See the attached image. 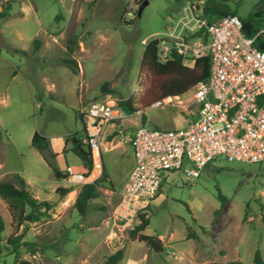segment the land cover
Here are the masks:
<instances>
[{"label": "rangeland", "instance_id": "obj_1", "mask_svg": "<svg viewBox=\"0 0 264 264\" xmlns=\"http://www.w3.org/2000/svg\"><path fill=\"white\" fill-rule=\"evenodd\" d=\"M203 1L9 0V14L0 16V180L12 176L5 168L20 171L22 161L44 175L34 168L40 161L26 149L30 129L46 136L48 146L43 152L57 169L82 172L69 137L73 132L83 137L78 111L91 99L118 95L132 97L135 104L148 80L138 68L145 41L178 32L182 21L191 26L194 17L201 16ZM213 1L240 17L262 2ZM179 97L187 102L189 94ZM187 121L183 109L169 104L149 105L115 120L99 140L104 169L94 175L100 168L95 163L90 179L85 180L97 178L96 195L82 216L73 206L82 183H71L66 177H54V186L49 184L38 194L51 202L47 213L16 230L0 197V264H15L14 251L6 241L10 232H22L19 241L25 244L17 247V257L32 264H103L118 248L121 256L113 264H209L228 259L250 264L255 249L264 260V163L218 156L193 178L180 170L164 172L156 195L144 210L148 222L140 230L161 239V252L128 237L136 216L127 226L112 224L115 189L131 164L129 134L137 125L167 129ZM115 143L121 146L106 148ZM56 186L70 189L59 195Z\"/></svg>", "mask_w": 264, "mask_h": 264}, {"label": "built area", "instance_id": "obj_2", "mask_svg": "<svg viewBox=\"0 0 264 264\" xmlns=\"http://www.w3.org/2000/svg\"><path fill=\"white\" fill-rule=\"evenodd\" d=\"M158 37L159 60L175 53L182 64L191 66L195 58L207 56L208 73L186 91L187 102L175 94L150 104L179 106L187 114L184 126L134 128L129 137L133 165L112 209L113 223L120 227L146 209L166 171L180 170L193 178L218 156L264 163V49L254 44V35L243 32L238 15L226 13L211 20L197 16L191 26L182 21L178 32ZM80 113L83 141L94 153L105 126L127 114L110 97L89 100ZM65 172L71 183L90 179L69 167Z\"/></svg>", "mask_w": 264, "mask_h": 264}, {"label": "trees", "instance_id": "obj_3", "mask_svg": "<svg viewBox=\"0 0 264 264\" xmlns=\"http://www.w3.org/2000/svg\"><path fill=\"white\" fill-rule=\"evenodd\" d=\"M9 2L2 5L0 9V16L5 17L8 14ZM201 16L208 19L207 16L218 14L223 15L226 13H234L233 10L221 5L220 2L215 3L213 0H204L199 7ZM260 11H252L245 16H238L242 22V30L248 35H254V44L258 48L264 49V30L261 31L262 20ZM160 37L154 36L145 41L140 58H139V72H143L148 80L143 84L142 94L133 100L132 97L116 96V103L125 111H135L140 108L149 106L153 101L161 99L166 95L182 94L189 90L191 86L199 79L206 77L208 73V58L207 56H200L194 59L191 66H186L181 63L180 56L171 53L170 57L166 60H159L157 56V44ZM67 41H71L68 38ZM71 45L66 43V51L70 52ZM23 52L22 50H18ZM105 86V82L102 83V87ZM106 91L109 89L105 88ZM264 95V94H263ZM80 123H82L81 113H77ZM141 119H144V114H141ZM81 131L84 136V126L81 125ZM71 150L78 155L81 159L84 176H87L93 166L92 156L90 149L86 146L82 138L75 136L73 132L70 136ZM30 145L40 152L46 163L49 165L52 174L55 178L65 177L66 172H60L53 163L44 154L43 150L47 149L48 141L46 136L34 129L29 139ZM54 153H50L52 156ZM103 170V169H102ZM97 178L90 182H83L78 187L76 195L73 200L74 209L79 215H84L88 207V201L96 195L95 186ZM70 188L68 186H56L55 192L59 195H63ZM0 197L4 200L6 209L13 222V228L16 230L18 226L27 225L29 222L38 220L41 216H44L48 208L51 206L49 200L41 199L37 200L31 195V192L26 187V182L22 176L17 173H13L8 179L0 180ZM217 197L223 200V195L217 192ZM246 213H243V217ZM137 222L128 229V237L130 239H136L143 241L144 244L155 252H161L163 249L161 239L152 234L142 233L140 230L147 224L148 218L145 216L144 210H140L135 214ZM3 228V220L0 216V233ZM190 234V232H187ZM22 236V232L17 235L10 232L6 241L11 245V250L14 251V263L15 264H32L27 260H23L17 257L18 251L16 250L20 244L19 238ZM1 239V234H0ZM121 256V249H116L113 253L107 255L103 260V264H113ZM209 264H244L239 259H228L222 263L217 261H211ZM250 264H264L260 252L255 249L252 253Z\"/></svg>", "mask_w": 264, "mask_h": 264}, {"label": "crops", "instance_id": "obj_4", "mask_svg": "<svg viewBox=\"0 0 264 264\" xmlns=\"http://www.w3.org/2000/svg\"><path fill=\"white\" fill-rule=\"evenodd\" d=\"M9 1V0H8ZM8 1H6V2H8ZM262 2H261V4H259V5H257L256 7H255V9H253L252 11H260V10H263V12H260V15H261V18H264V0H261ZM6 2H3V1H1L0 0V8L2 7V5H4ZM4 3V4H3ZM32 5V3L30 2V5H29V7L30 8H32V10H33V12H36V10H35V8H34V6H31ZM9 7H10V4H9ZM251 11V12H252ZM21 14H23L24 12L23 11H21L20 12ZM234 13L236 14V12L234 11ZM8 14H9V12H8ZM7 14V15H8ZM6 15V16H7ZM5 16V17H6ZM218 16V14H214V15H210V16H207L208 18H209V20H211V19H215L216 17ZM262 27H261V29L262 28H264V20H262ZM263 31V30H262ZM78 112H80V110L78 111ZM113 124H114V122H110V123H108L106 126H105V128H104V131H103V134H102V137H101V140L103 139V137H104V135L106 134V133H108V132H110V130L112 129V127H113ZM81 125H82V123H81ZM138 126V125H137ZM34 129H30L29 131H28V133H27V142H28V147L26 148L29 152L28 153H32V154H34V157H35V159L37 160H39L40 161V166L38 167V165L36 164V166H34V168H38V170L39 171H42L43 173H44V175H40V174H38V173H35L33 170H32V165L31 164H29L27 161H22V163H23V167H22V169L20 170V171H18V170H16V169H11V168H5L4 169V171H6V172H9V173H17V174H19L20 176H22L23 178H24V180H25V182H26V187L28 188V186H30L29 187V191L31 192V195L33 196V197H35L36 199H43V198H40L39 197V195L38 194H40V193H42L43 191H45L46 190V188H47V185H49V184H51V185H53L54 186V182H55V179H54V176H52L51 178L49 177L50 176V174L51 175H53L52 174V171H51V169H50V167H49V165L46 163V161L44 160V158L42 157V155L40 154V152L38 151V150H36V148L34 149L33 148V150H32V148L31 147H33L32 145H30V143H29V139H30V135H31V133H32V131H33ZM133 132V131H132ZM132 132L129 134L130 136H131V134H132ZM129 136V137H130ZM15 143V141H12L11 140V143L12 144H14ZM105 142H109V143H111V140H106ZM15 145V144H14ZM104 145H106V144H104ZM127 145L129 146V148H130V151H129V155H130V158H131V164H130V166H129V168H128V170H127V172H126V174H125V176H124V178L122 179V181H121V183H120V187H121V185H122V183H123V181L125 180V178L127 177V174H128V172H129V170H130V168L132 167V165H133V157H132V150H131V145H130V141H128L127 142ZM119 146H121L120 144H111L110 146H108V145H106V148L107 149H112V148H116V147H119ZM100 149V148H99ZM99 149H98V153H94V152H91L92 153V162H93V165L96 163V164H99L100 165V168H99V170H97L95 173H94V175H97L98 173H99V171H101L102 169H104L103 168V165H102V162H101V155H100V153H99ZM124 152V151H123ZM122 152V155H124V153ZM21 155H23L22 153H20V156ZM23 157V156H22ZM0 166H3V163L2 162H0ZM92 168H93V166H92ZM37 170V169H36ZM66 170V169H65ZM60 172H65V171H61V170H59ZM91 171H92V169L90 170V172H89V174L87 175L88 177L91 175ZM120 187L118 188V189H115V192H117V190H119L120 189ZM78 190V189H77ZM77 190H76V192H77ZM69 191V190H68ZM52 192H53V189H52ZM76 192H75V194L74 195H76ZM75 197V196H74ZM112 224H114L113 223V219H112Z\"/></svg>", "mask_w": 264, "mask_h": 264}]
</instances>
